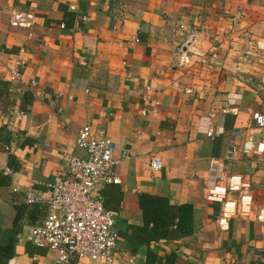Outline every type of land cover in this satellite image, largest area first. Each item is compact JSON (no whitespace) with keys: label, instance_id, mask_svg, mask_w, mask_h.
Segmentation results:
<instances>
[{"label":"crops","instance_id":"obj_1","mask_svg":"<svg viewBox=\"0 0 264 264\" xmlns=\"http://www.w3.org/2000/svg\"><path fill=\"white\" fill-rule=\"evenodd\" d=\"M12 12L34 24L12 27ZM192 31L189 62L181 65L178 53ZM258 42L264 0H0V253H14L0 264L57 258L27 236L45 219L50 185L67 172V156L86 158L76 146L86 125L107 130L120 160L121 184L101 190L117 219L114 264H146L150 251L156 264L172 252L175 264H264V224L255 219L264 208V156L230 162L231 172L252 181L254 215L233 219L229 231L219 230V205L206 201L203 180L210 159L248 137L264 142L253 119L264 115ZM16 55L24 71L13 82ZM17 112L25 117L11 126ZM212 125L225 134L208 138ZM154 156L162 168L153 174ZM29 194L42 202L29 205ZM141 194L191 205L194 233L148 244L136 231L144 225Z\"/></svg>","mask_w":264,"mask_h":264},{"label":"built area","instance_id":"obj_2","mask_svg":"<svg viewBox=\"0 0 264 264\" xmlns=\"http://www.w3.org/2000/svg\"><path fill=\"white\" fill-rule=\"evenodd\" d=\"M76 10V7H72ZM83 17V21H88ZM9 24L12 27L28 28L34 24L33 17L21 12H12ZM192 31L184 46L178 53L181 65L189 62L187 50L197 37ZM135 42H139L136 38ZM257 48L264 51V43H257ZM23 50H21V53ZM0 50V67H4ZM11 69V81L21 80L24 63L20 55L14 56ZM32 86H37L35 81ZM53 105L54 102L50 101ZM147 114L146 111L143 112ZM15 120L23 121L24 112H17ZM254 125L264 129V115L254 113ZM222 126H210L207 137L215 139L224 135ZM242 135L241 131L237 132ZM76 146L82 150L86 158L69 155L66 158L67 172L57 178L51 185V197L46 201L48 213L45 219L35 225L27 240L39 248H49L57 252V258L50 264H78L83 260L102 264H114L118 259L119 233L116 229V214L105 206L102 188L107 185L121 184L118 174L120 160L114 157L115 144L105 128L94 129L86 125L77 133ZM7 150L9 148H6ZM247 158L264 156V142L248 137L243 145L233 147L227 155L212 158L203 175L205 183V199L219 205L216 224L220 231H229L231 221L235 218H248L254 215V196L252 181L247 174L234 173L229 165L236 155ZM162 168L160 158L154 156L151 164L152 173ZM42 202L40 197L29 194V205ZM255 219L264 224V208L255 214Z\"/></svg>","mask_w":264,"mask_h":264},{"label":"trees","instance_id":"obj_3","mask_svg":"<svg viewBox=\"0 0 264 264\" xmlns=\"http://www.w3.org/2000/svg\"><path fill=\"white\" fill-rule=\"evenodd\" d=\"M139 205L143 212L144 225L137 227L136 231L148 244L180 240L194 233V209L191 205H174L166 197L150 194H141ZM13 255V252L7 251L0 253L2 259L11 258ZM176 258V253L172 252L166 258V264H175ZM157 259V255L150 251L146 264H156Z\"/></svg>","mask_w":264,"mask_h":264}]
</instances>
